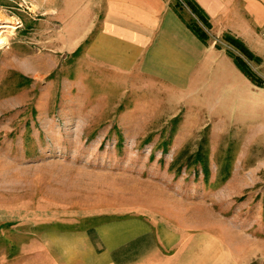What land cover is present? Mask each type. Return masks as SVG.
Listing matches in <instances>:
<instances>
[{"label":"rangeland","instance_id":"1","mask_svg":"<svg viewBox=\"0 0 264 264\" xmlns=\"http://www.w3.org/2000/svg\"><path fill=\"white\" fill-rule=\"evenodd\" d=\"M90 1L0 0V264L102 227L150 228L176 264H264V51L236 52L261 88L208 31L230 66L199 95L117 77L86 55Z\"/></svg>","mask_w":264,"mask_h":264},{"label":"crops","instance_id":"2","mask_svg":"<svg viewBox=\"0 0 264 264\" xmlns=\"http://www.w3.org/2000/svg\"><path fill=\"white\" fill-rule=\"evenodd\" d=\"M173 1L91 0L88 30L91 35L94 31V37L86 55L92 65L117 77L138 76L139 81L160 83L175 91L205 90L220 61L230 66V59L190 31ZM192 1L208 17L209 32L218 39L228 34L252 52L264 51V0ZM85 23L74 42L88 34ZM153 236L147 227H102L92 235L73 237L56 234L28 247L26 257L11 264H176L178 257L162 259L161 251L151 246ZM146 245L153 260L148 261L151 251L146 253Z\"/></svg>","mask_w":264,"mask_h":264},{"label":"trees","instance_id":"3","mask_svg":"<svg viewBox=\"0 0 264 264\" xmlns=\"http://www.w3.org/2000/svg\"><path fill=\"white\" fill-rule=\"evenodd\" d=\"M176 12L186 23V26L190 31L203 43L207 44L209 40V32L212 29L208 17L203 13V11L194 3L192 0H176V5L174 6ZM187 8L191 14L195 17L191 21H186L181 14V10ZM226 42L231 45L235 50H228V56L233 60L235 66L240 70V72L254 85L259 88L262 87V84L259 83L256 79L254 73L247 66L246 62L242 57L236 54V52L244 55L249 61L253 62L257 60V57L248 49V47L239 39L226 35Z\"/></svg>","mask_w":264,"mask_h":264},{"label":"bare ground","instance_id":"4","mask_svg":"<svg viewBox=\"0 0 264 264\" xmlns=\"http://www.w3.org/2000/svg\"><path fill=\"white\" fill-rule=\"evenodd\" d=\"M16 25L14 24H7V25H0V46H3L7 43V39L3 36L5 33H9V31H15ZM5 31V32H2Z\"/></svg>","mask_w":264,"mask_h":264}]
</instances>
